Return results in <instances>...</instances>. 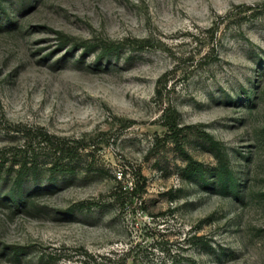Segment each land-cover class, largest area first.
Returning a JSON list of instances; mask_svg holds the SVG:
<instances>
[{
	"label": "rangeland",
	"instance_id": "obj_1",
	"mask_svg": "<svg viewBox=\"0 0 264 264\" xmlns=\"http://www.w3.org/2000/svg\"><path fill=\"white\" fill-rule=\"evenodd\" d=\"M0 264H264V0H0Z\"/></svg>",
	"mask_w": 264,
	"mask_h": 264
},
{
	"label": "trees",
	"instance_id": "obj_2",
	"mask_svg": "<svg viewBox=\"0 0 264 264\" xmlns=\"http://www.w3.org/2000/svg\"><path fill=\"white\" fill-rule=\"evenodd\" d=\"M164 125L171 131L176 128V111L173 109H168L163 115ZM43 145H47L49 149H52L54 155L59 154L58 157H68L67 153L69 151L68 146H65L63 141H59L56 138L44 135L41 136L40 140Z\"/></svg>",
	"mask_w": 264,
	"mask_h": 264
}]
</instances>
